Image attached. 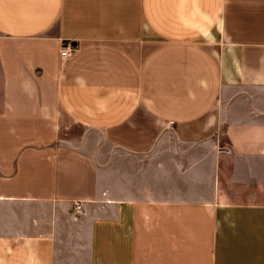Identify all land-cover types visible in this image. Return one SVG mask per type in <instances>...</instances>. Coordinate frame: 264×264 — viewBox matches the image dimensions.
I'll return each mask as SVG.
<instances>
[{"label": "crops", "instance_id": "crops-1", "mask_svg": "<svg viewBox=\"0 0 264 264\" xmlns=\"http://www.w3.org/2000/svg\"><path fill=\"white\" fill-rule=\"evenodd\" d=\"M106 148L135 197H97ZM10 204L49 219L0 264H264V0H0Z\"/></svg>", "mask_w": 264, "mask_h": 264}, {"label": "rangeland", "instance_id": "rangeland-1", "mask_svg": "<svg viewBox=\"0 0 264 264\" xmlns=\"http://www.w3.org/2000/svg\"><path fill=\"white\" fill-rule=\"evenodd\" d=\"M105 150L106 153L115 155L104 158L105 161L102 163L107 165V171L99 167L98 188L101 189L104 185L108 188V190H98L97 197L100 202H104L105 198L121 200L135 197L134 191L136 190H131V186H142L145 181L143 176L145 164L141 161L142 157L136 156L137 159H135L132 154L114 152L109 148ZM104 171L107 172L106 175ZM79 205V208L76 209L72 203V206L68 208L71 219L93 212L92 207L86 211L81 202ZM101 212L102 210H100ZM0 215L2 219L7 221L5 227H0V245L28 244L30 238L37 237L36 235H39L40 231L46 229L47 225L43 224H48L47 219H49V212L46 207L39 208L22 204L5 205L4 209L0 210Z\"/></svg>", "mask_w": 264, "mask_h": 264}, {"label": "built area", "instance_id": "built-area-1", "mask_svg": "<svg viewBox=\"0 0 264 264\" xmlns=\"http://www.w3.org/2000/svg\"><path fill=\"white\" fill-rule=\"evenodd\" d=\"M73 50H74L73 46L67 42L60 47L59 56L61 58L65 59L67 56H69L73 52ZM79 204H80V202H78V201L73 202V205L76 209L79 208V206H80Z\"/></svg>", "mask_w": 264, "mask_h": 264}]
</instances>
